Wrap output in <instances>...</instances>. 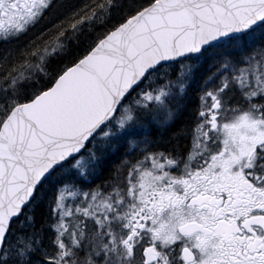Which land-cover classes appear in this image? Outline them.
Returning <instances> with one entry per match:
<instances>
[{
	"label": "snow or ice",
	"instance_id": "6c2138e0",
	"mask_svg": "<svg viewBox=\"0 0 264 264\" xmlns=\"http://www.w3.org/2000/svg\"><path fill=\"white\" fill-rule=\"evenodd\" d=\"M0 264H264V0H0Z\"/></svg>",
	"mask_w": 264,
	"mask_h": 264
}]
</instances>
